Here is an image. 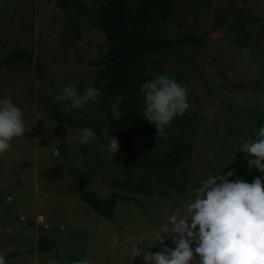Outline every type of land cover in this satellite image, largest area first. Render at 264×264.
<instances>
[{
	"label": "rangeland",
	"instance_id": "obj_1",
	"mask_svg": "<svg viewBox=\"0 0 264 264\" xmlns=\"http://www.w3.org/2000/svg\"><path fill=\"white\" fill-rule=\"evenodd\" d=\"M82 1L89 8L99 5V0ZM55 2L0 0V61L14 49L28 53L0 65V97L11 96L28 129L0 155V254L7 264H71L85 258L92 264H144L142 257L131 256V244L160 251L152 232L166 214L183 208L187 193L209 174L235 169L229 179L250 182L249 158L239 145L264 114V0H175L173 19L159 29L166 37L205 34L203 44L171 49L159 56V64L152 63L155 56L148 57L153 79L166 68L189 90L190 107L171 122L179 137L193 135L187 179L181 164L172 172L185 191L175 193L160 184L168 197L109 185L112 178L137 180L134 175L142 171L130 167L120 151L111 156L97 135L82 145L77 136L85 127L53 119L49 103L67 119L109 130L124 128L132 118L126 114L110 121L103 108L93 107L100 95L79 109L70 100H55L68 83L78 95L90 87L96 68L87 62L96 60L104 47V36L88 14L64 12ZM167 145L151 153L160 156ZM83 191L102 198L118 191L132 198L118 199L107 219L80 199ZM40 236L55 241L51 252L37 251ZM165 244L175 247L170 239ZM12 251L18 253L10 255Z\"/></svg>",
	"mask_w": 264,
	"mask_h": 264
},
{
	"label": "trees",
	"instance_id": "obj_2",
	"mask_svg": "<svg viewBox=\"0 0 264 264\" xmlns=\"http://www.w3.org/2000/svg\"><path fill=\"white\" fill-rule=\"evenodd\" d=\"M174 1L99 0V5L94 8H89L82 0H56L55 2L64 12L72 13L77 10L88 14L90 24L97 27L104 36L102 52L96 60L87 62L90 67L96 68L90 86L96 87L100 92V100L93 107L103 108L108 119L114 121L117 116L113 114V104L116 103L117 97L123 96L124 100L119 105V115L129 114L132 118L126 121L124 128L109 130L91 121L67 119L53 103H49V112L56 122L92 128L101 144L105 146L109 142L105 138V132L108 133L109 138H117L120 142L119 151L124 153L127 164L140 169L142 174L134 175L138 178L137 180L127 177L112 178L108 181L109 185L158 197H168L165 187L171 188L175 193L185 191L184 186L178 182L172 172L178 164H181L182 177L187 179L193 135L189 132L187 138L179 137L177 128L170 123L165 128L166 135L162 136L157 133L155 125L143 117L145 104L141 85L145 81L153 80L152 74L147 72L148 57L155 56L152 63L159 64L161 63L159 56L171 49H180L189 44L198 47L205 41V34L185 32L166 37L159 32L162 23L172 20L175 15ZM198 21L199 18L196 17L195 22ZM24 55L28 53L21 49H14L4 56L0 65L22 60ZM27 61L30 63L31 59ZM165 74L170 77V71L162 68L157 71L156 77ZM105 79L108 81L107 84L102 83ZM260 126H264V114H260L255 121L254 128L258 130ZM253 130L250 136L254 139ZM166 142L168 145L162 148L160 156L151 153ZM61 147L65 148L64 143ZM247 157L252 158L248 155ZM245 168L249 172L250 182L256 176L264 177V173L254 167L249 170L248 164ZM150 176H154L158 182L152 181ZM160 184L165 187H161ZM120 198L131 200L132 197L118 191L104 198L92 191H83L80 195L84 203L107 219H112L113 208ZM54 246V240L40 236L36 249L40 253H49ZM17 253L12 251L10 255Z\"/></svg>",
	"mask_w": 264,
	"mask_h": 264
},
{
	"label": "clouds",
	"instance_id": "obj_3",
	"mask_svg": "<svg viewBox=\"0 0 264 264\" xmlns=\"http://www.w3.org/2000/svg\"><path fill=\"white\" fill-rule=\"evenodd\" d=\"M103 84H107L105 79ZM144 93L143 117L153 123L157 133L166 135L165 128L177 116H182L190 107L187 84L168 75H160L141 85ZM99 90L90 86L78 95L74 84L68 83L57 102L71 101L73 108H82L99 97ZM123 96L116 98L113 114L119 117V105ZM28 129L24 112L13 103L11 96L0 97V155L11 147L14 138L22 137ZM255 138L249 136L239 145L244 154L252 157L247 161L264 173V126L254 128ZM109 140L107 151L111 156L119 151V140ZM96 138L92 128L80 130L77 139L82 145ZM58 155L59 153H55ZM235 169L226 173L209 174L198 187L187 193L190 198L183 208H177L163 217L152 232L160 251H142L137 242L131 244V256L142 257L144 264H264V177L256 176L248 182L237 176ZM170 239L175 247H169ZM0 264H7L0 254ZM49 264H57L50 260ZM71 264H92L88 259H75Z\"/></svg>",
	"mask_w": 264,
	"mask_h": 264
}]
</instances>
